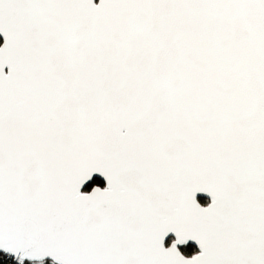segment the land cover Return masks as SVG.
I'll use <instances>...</instances> for the list:
<instances>
[{"label": "snow or ice", "instance_id": "snow-or-ice-1", "mask_svg": "<svg viewBox=\"0 0 264 264\" xmlns=\"http://www.w3.org/2000/svg\"><path fill=\"white\" fill-rule=\"evenodd\" d=\"M0 34V264H264V0H0Z\"/></svg>", "mask_w": 264, "mask_h": 264}, {"label": "water", "instance_id": "water-1", "mask_svg": "<svg viewBox=\"0 0 264 264\" xmlns=\"http://www.w3.org/2000/svg\"><path fill=\"white\" fill-rule=\"evenodd\" d=\"M95 3L99 4V3H100V0H95ZM0 40L2 41V44H1L0 46H2L3 43H4V37H3L2 34H0ZM5 71L7 72L8 69H5ZM89 186H91V185H89ZM89 186H88V187H89ZM199 199H200V200H201V199H204V200H207L208 202H210V198L207 197V196H204V195H201V196L199 197ZM188 246H192V247H194L195 249L197 248V246H196V244H195L194 242H190Z\"/></svg>", "mask_w": 264, "mask_h": 264}, {"label": "trees", "instance_id": "trees-1", "mask_svg": "<svg viewBox=\"0 0 264 264\" xmlns=\"http://www.w3.org/2000/svg\"><path fill=\"white\" fill-rule=\"evenodd\" d=\"M91 186H89V188H90ZM201 202L202 203H207L208 201L207 200H204V199H201ZM183 251H186V252H190V251H193V250H196L194 247H192V246H187V248H184V249H182Z\"/></svg>", "mask_w": 264, "mask_h": 264}, {"label": "flooded vegetation", "instance_id": "flooded-vegetation-1", "mask_svg": "<svg viewBox=\"0 0 264 264\" xmlns=\"http://www.w3.org/2000/svg\"><path fill=\"white\" fill-rule=\"evenodd\" d=\"M2 44V41L0 40V45Z\"/></svg>", "mask_w": 264, "mask_h": 264}]
</instances>
